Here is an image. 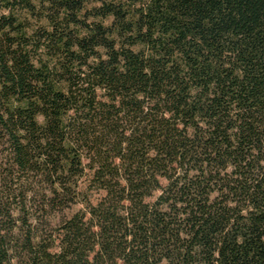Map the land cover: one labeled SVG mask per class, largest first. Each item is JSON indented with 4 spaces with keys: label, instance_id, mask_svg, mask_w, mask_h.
I'll use <instances>...</instances> for the list:
<instances>
[{
    "label": "trees",
    "instance_id": "obj_1",
    "mask_svg": "<svg viewBox=\"0 0 264 264\" xmlns=\"http://www.w3.org/2000/svg\"><path fill=\"white\" fill-rule=\"evenodd\" d=\"M0 264H264V0H0Z\"/></svg>",
    "mask_w": 264,
    "mask_h": 264
},
{
    "label": "rangeland",
    "instance_id": "obj_2",
    "mask_svg": "<svg viewBox=\"0 0 264 264\" xmlns=\"http://www.w3.org/2000/svg\"><path fill=\"white\" fill-rule=\"evenodd\" d=\"M83 188H87L88 187V181L84 180L83 184H82ZM101 194H103V191H100V193H93L92 195V199L94 202L97 201V198L101 196ZM79 206H76L74 209L76 210Z\"/></svg>",
    "mask_w": 264,
    "mask_h": 264
}]
</instances>
